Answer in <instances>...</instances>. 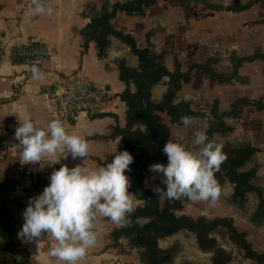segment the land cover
Masks as SVG:
<instances>
[{"label":"crops","instance_id":"obj_1","mask_svg":"<svg viewBox=\"0 0 264 264\" xmlns=\"http://www.w3.org/2000/svg\"><path fill=\"white\" fill-rule=\"evenodd\" d=\"M117 1L124 0H42L52 11L37 15L29 11L32 0H0V177L9 183L6 200L18 231L29 198L43 190L35 180L46 165L59 161L69 167L80 163L98 168L123 148L129 131L148 129L137 117L132 99L142 63L128 45L106 33L96 15L110 11ZM134 1L127 0L128 12L117 11L106 21L130 38L145 59L164 52L160 66L166 73H153L150 102L160 107L155 115L167 129L168 139L191 147L193 133L206 132L210 119L191 116V123L184 126L180 117L209 114L216 104L222 117L211 121L230 130L218 129L210 139L221 144L222 151L240 157L254 149L237 170V183L221 172L222 194L214 205L185 199L181 210L174 211L176 217L195 222L226 220L225 227L209 233L213 246L201 249L195 224L192 231L181 225L175 234L164 235L157 247L170 255L167 264H215L218 254L229 258L226 264H264V0H255L245 10L240 9L252 0H239L236 7L233 0L189 2L185 7L169 0H138L140 11ZM221 7L232 10H218ZM30 40L49 51L35 66L26 65L15 47ZM98 42H106L101 55ZM33 67L39 69L37 78ZM202 68L225 81L211 78ZM75 72L113 95L101 116L71 122L55 112L46 95L52 78ZM178 75H187L189 82L179 81L175 90ZM25 115L41 128L53 119L60 120L66 132L87 141V157L72 160L64 150L24 164L13 133L17 120ZM149 164L141 176L143 189L151 191L159 178L151 179ZM153 196L159 208L172 201ZM127 226V222L120 225L98 216L93 228L95 244L77 264H144L143 249L132 247L125 238L108 246L109 234ZM52 243L50 238L36 243L20 238L18 248L32 264H64L47 255Z\"/></svg>","mask_w":264,"mask_h":264},{"label":"clouds","instance_id":"obj_2","mask_svg":"<svg viewBox=\"0 0 264 264\" xmlns=\"http://www.w3.org/2000/svg\"><path fill=\"white\" fill-rule=\"evenodd\" d=\"M29 11L50 14L52 9L45 8L42 0H32ZM32 72L34 78L40 75L36 67ZM191 119L181 116L180 123L187 126ZM17 121L13 138L18 142L15 146L21 149L24 164H33L64 150L72 160L87 157V141L75 132H66L60 120L49 121L46 128L36 126L27 115ZM193 136L191 147L171 140L164 142L161 151L167 162L148 165L151 179L159 178L151 191L163 199L185 198L214 205L222 194L214 173L226 156L222 145L209 139L205 131L196 130ZM133 163L134 156L126 149H117L106 164L95 169L80 163L72 167L61 163L50 173L42 192L29 198L17 235L35 243L50 238L54 243L48 249L49 257L64 264H77L95 244L97 233L93 228L98 216L123 225L139 203V190H132L128 175Z\"/></svg>","mask_w":264,"mask_h":264},{"label":"trees","instance_id":"obj_3","mask_svg":"<svg viewBox=\"0 0 264 264\" xmlns=\"http://www.w3.org/2000/svg\"><path fill=\"white\" fill-rule=\"evenodd\" d=\"M97 46H98V54L101 55L106 46V42H98ZM163 54L164 52L158 55H154L152 57H146L145 79L141 86V94L146 104L147 114L150 120L153 122L154 126L157 128V130H159L164 135V140L159 144L152 143L150 141H143L141 143V148L144 152L146 163H150V164L156 162L159 163L167 162L166 156L162 153L161 148L164 142L169 140L168 132L164 126L160 125L157 122V117L155 115V112L158 111L160 107L153 105L150 102V85L153 82V73L154 72L160 74L166 73L160 66V62L162 60ZM194 68H198V67H194ZM202 69L209 76H211V78H214L221 82L225 81V78L223 76L216 75L210 72L208 69L205 68ZM140 76L141 75H139V77L136 79L137 83L140 81ZM179 81L182 84H186L189 82V77L187 75H178L177 82L175 85V90L179 89L180 86V84H178ZM132 99L134 100V105L137 110V117L140 120H143L141 106L135 94L133 95ZM191 116L192 117L198 116V117L210 119L206 130L209 139L211 138V135L218 129L223 132L230 130V128L225 127L222 124L215 125L211 121L212 118L220 119L222 117V115L217 112L216 104L213 105V109L210 111L209 114L190 113V117ZM96 117H92L91 119ZM142 136L156 137L150 129H145L143 132L129 131L127 138L124 140V145L122 149L128 150L134 156V163L131 165L132 172L128 174L130 178L133 176L134 171L140 161V157L138 156L137 153L136 143L138 139ZM253 152L254 149H249V152L245 153L243 157H240L239 155L233 152L223 151L226 158L221 163L219 170L214 173L218 184H220L221 181V172H224V174L231 180V182L237 183L239 181V175L237 173V170L242 166V164L248 159V157ZM36 182L39 183V180H37ZM8 185L9 183L0 177V264H32L27 257H23L18 254L21 253L18 248L20 237L17 235L18 229L16 223L14 220H12L10 212H8V201L6 200ZM142 185H143V179L140 174L137 181L139 194L141 196H149L154 198L152 192L143 189ZM40 186L42 187L41 184ZM184 200L185 198H181L179 200H172L169 204H165L159 209L162 210L163 213L169 219H171L176 224L177 227L181 225H187V230L192 231L193 226L197 224L198 228L196 232V238L198 245L201 247V249L211 248L213 246V241L209 239L208 237L209 233L217 227H225L226 225L224 222L226 220L217 219L208 223H204L202 220L195 222L190 219L178 218L174 215V211L181 210L182 208L181 201ZM126 222L128 223L127 227H121L118 230H113L109 234L110 243L108 244V246H114L116 245L117 241L120 238H125L126 240H128L129 244L132 247L143 249L144 264H150V256L148 252L144 250L142 243L140 241V237H139L140 228L145 223L156 224L163 227H167V225L157 220L154 217L152 204L148 202L143 203L141 207H137L131 214H129L126 217ZM163 236L164 235L151 229L145 231V238L155 252L157 264H167L170 260V255L166 251L160 250L157 247V240L162 238ZM228 261L229 258L225 257L223 254H218L215 260V264H226Z\"/></svg>","mask_w":264,"mask_h":264},{"label":"built area","instance_id":"obj_4","mask_svg":"<svg viewBox=\"0 0 264 264\" xmlns=\"http://www.w3.org/2000/svg\"><path fill=\"white\" fill-rule=\"evenodd\" d=\"M15 47L18 56L29 66H35L49 56L45 47L31 40ZM46 95L53 101L55 112L71 122L102 115L109 108L113 97L109 91L96 86L80 72L55 75ZM60 164L54 161L42 169L38 180L43 188L48 184L52 170L59 168Z\"/></svg>","mask_w":264,"mask_h":264},{"label":"water","instance_id":"obj_5","mask_svg":"<svg viewBox=\"0 0 264 264\" xmlns=\"http://www.w3.org/2000/svg\"><path fill=\"white\" fill-rule=\"evenodd\" d=\"M181 7H185L186 4H188L189 2H199L204 4L205 0H187V1H180V0H169ZM255 0L250 1L249 3H247V5L240 9V10H245L248 9L249 7H251L252 5L255 4ZM133 4H135L136 8L138 9V11L141 10L140 5L138 3V0H135L133 2ZM233 4L235 5V7L239 4V0H233ZM128 3L127 0H124L123 3L121 1H117L115 2L113 5L110 6V11H108L107 9L102 11L101 13H96V15H98L99 17V24L103 27V29L106 31V33H108L109 35H112L113 37L119 39L120 41H122L123 43H125L126 45H128L130 47V49L132 50L133 54L137 57V59H139L142 63V73H141V78L140 81L137 85L136 88V96L137 99L140 103L141 106V111H142V115H143V125L145 127H147L148 129H150L152 131V133L156 136V137H151V136H142L138 139L137 143H136V148H137V153L138 156L140 157V161L139 164L137 165L133 176L131 177L132 180V190L135 192L136 190H138V186H137V181H138V177L141 174L145 164H146V159H145V155L144 152L141 148V143L143 141H150L152 143H156L159 144L164 140V135L157 130V128L154 126L153 122L150 120L147 111H146V104L145 101L142 97L141 94V86L142 83L145 79V73H146V59L144 58V56L136 49L135 43L128 37H126L125 35H122L120 33H118L117 31L113 30L109 25L108 22L106 20L112 19L114 14L118 11V12H123L126 13L128 12ZM218 10H225V11H230L232 10L231 8H219ZM263 73H264V67H263ZM253 105H257L258 103L255 102H250ZM140 195V194H139ZM140 203H151L152 204V208H153V214L154 217L161 221L162 223L166 224L167 227H163L160 225H156V224H151V223H145L142 225V227L140 228L139 231V237H140V241L142 243V246L144 248V250H146L150 256V264H157V260H156V256H155V252L152 249V247L149 245V243L147 242L146 238H145V231L148 229L157 231L158 233L162 234V235H172L175 234L178 230L181 229V227H177L176 224L169 219L162 210L159 209V205L158 202L155 198L153 197H149V196H141L140 195ZM245 247V246H244Z\"/></svg>","mask_w":264,"mask_h":264},{"label":"rangeland","instance_id":"obj_6","mask_svg":"<svg viewBox=\"0 0 264 264\" xmlns=\"http://www.w3.org/2000/svg\"><path fill=\"white\" fill-rule=\"evenodd\" d=\"M8 212H9V208H8ZM10 215H11V213H10ZM12 216V215H11ZM12 218V220H15V218L14 217H11ZM20 250V249H19ZM19 252V251H18ZM21 252V251H20ZM19 255H21V256H23V257H26V255H24L23 253H18Z\"/></svg>","mask_w":264,"mask_h":264}]
</instances>
